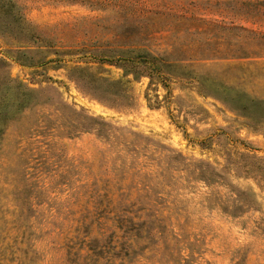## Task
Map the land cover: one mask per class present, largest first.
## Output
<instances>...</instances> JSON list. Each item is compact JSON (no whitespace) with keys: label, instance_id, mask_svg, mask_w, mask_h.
Instances as JSON below:
<instances>
[{"label":"rangeland","instance_id":"obj_1","mask_svg":"<svg viewBox=\"0 0 264 264\" xmlns=\"http://www.w3.org/2000/svg\"><path fill=\"white\" fill-rule=\"evenodd\" d=\"M11 2L0 16V79L21 81L34 104L0 142L4 242L30 243L31 264H71L68 245L85 224L88 238L115 231L118 245L123 218L166 226L190 264H264V174L246 173L264 169V104L248 106V118L195 83L148 90L147 76L102 62L126 47L170 51L180 64L188 50L248 52L192 68L264 100V0ZM205 163L219 184L200 177ZM119 251L108 246L98 264H118ZM163 253L131 264H169ZM16 257L2 264H27Z\"/></svg>","mask_w":264,"mask_h":264},{"label":"trees","instance_id":"obj_2","mask_svg":"<svg viewBox=\"0 0 264 264\" xmlns=\"http://www.w3.org/2000/svg\"><path fill=\"white\" fill-rule=\"evenodd\" d=\"M16 5L11 0H0V16L7 15L14 12ZM190 53L188 64H180L173 59H170V51H155L150 50L148 47H126L117 51L116 54L108 56L107 63L123 62L130 67V73L134 76L144 75L149 78L148 90H156L151 88L152 85L160 84L167 92L172 79H180L187 84H196V87L203 94H209L210 96L222 101L232 110L238 111L241 114L248 116L247 107L257 104H264V100L255 96H248L238 91L232 84L220 79V72L206 71L198 72L192 67L193 61L203 60H216V59H245L251 57L248 52L225 51L221 54L218 50H210L207 54L202 50H188ZM1 60V58H0ZM227 68L233 67L234 64L226 65ZM125 67V65L123 66ZM181 68V72L177 69ZM127 73V70L125 71ZM213 72V73H212ZM125 73V75H126ZM96 77V75L94 74ZM119 84L121 88H124L122 80L113 82ZM34 92L28 88L21 81L13 80L11 78L0 79V142L6 131V128L10 121L16 119L19 114L26 108L34 104L33 96ZM168 96V95H166ZM146 98H148L146 93ZM157 99V96H155ZM167 98V97H166ZM159 103V101L154 102ZM246 109V110H245ZM215 168L208 163H205L203 167H200L199 171L202 173L200 177L207 185L219 184L221 176L214 170ZM250 171H256L264 174V169L252 170L249 168L246 173ZM215 196L214 200L217 201ZM246 205V204H245ZM244 205V206H245ZM242 206V202L232 203L231 207L238 209ZM227 210L231 208H225ZM233 214V210H229ZM6 220L2 221V224ZM117 226L118 230L122 232L121 241L118 245H114L117 234L115 231H111L107 237L105 232H99L94 237H89L91 231L90 227L85 224L84 235L79 240L71 242L68 245V255H70L71 264H79L78 261L82 257L81 252L85 251L82 258L85 260V264H98L99 258L106 251L108 246L111 249L119 247L118 256L120 262L118 264H131L132 259L136 255H140L144 251L157 252L163 251L164 255L160 258L169 264H190V258H184L178 253L179 240L175 234L167 229L163 224H152L147 222H134L132 220H126L121 218ZM4 233V232H3ZM116 235V236H115ZM4 237L7 236L0 234V264L2 261L12 263L16 259L17 253H21L23 257V263L31 264L32 259H27V255L30 253L31 245L25 241H16L15 243L6 244ZM25 244V246H22ZM113 244V245H111ZM116 246V247H115ZM175 250V251H174ZM115 258L117 256H114ZM18 264H22L21 260ZM111 264H115L111 261Z\"/></svg>","mask_w":264,"mask_h":264}]
</instances>
